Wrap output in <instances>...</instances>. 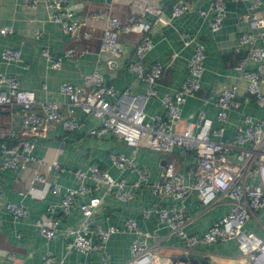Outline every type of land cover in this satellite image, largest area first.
I'll use <instances>...</instances> for the list:
<instances>
[{"label": "built area", "instance_id": "obj_1", "mask_svg": "<svg viewBox=\"0 0 264 264\" xmlns=\"http://www.w3.org/2000/svg\"><path fill=\"white\" fill-rule=\"evenodd\" d=\"M34 7L42 4L48 11V18L58 22L61 29L70 36L80 33L88 36L89 30L84 27L81 19L75 18L65 6L67 0H24ZM208 4L210 15L207 25L211 31L218 28L225 10V0H202ZM260 0H247V6L242 16L247 21L250 30L239 31L237 41L247 46L246 58L252 62L246 66L238 62L237 79L222 84L213 97L215 117L223 120L230 107L238 106L240 102L252 101L256 105L264 104V92L259 87V81L264 72V13L255 7ZM207 8L199 4L193 5L190 0H171L170 15L176 16L182 12L194 9L198 14L205 15ZM148 11L154 19L165 23L168 21L161 14V8L149 0H134L124 20L103 9L91 12L93 18H102L104 24L99 35L98 49L108 52L106 63L111 66L120 54L117 42L119 31H133L136 42L132 58L126 61V67L139 80L146 82L143 91H133L129 87L115 90L106 82L101 73L93 68L84 74L85 86H74L68 81L59 83V90L67 95L65 112L59 109V100L38 99L30 88L22 87L15 74L0 71V111L8 105L15 104L18 110L20 126L32 133L42 123H59L68 132L77 129L79 123L74 114L75 108L90 113L97 119V124L90 126L87 133L101 135L106 131L119 136L129 145L144 142L148 147L160 152L167 151L173 145L182 150H188L193 155L194 167L189 165L193 178L186 182L183 173L174 167L171 160L165 161L160 171L162 179L148 182V172L133 162L132 158L123 152L109 151V160L117 167L128 168L136 172V178L128 183L124 177L112 176L106 169L95 162H89L84 168L75 167L70 170L79 181L74 186L60 185L50 180L46 171L61 170L58 162L44 160L33 154L34 140L30 136L17 137L15 130L8 125V119L0 116V169H23L31 160L36 164L43 163L44 169L36 166L31 169L25 181V187L17 190L21 195L40 196L44 190L59 194L55 202H47L43 211L34 219L38 231L44 238L52 237L60 232L65 240V246L86 252L90 248H101L107 237L122 227L114 223L101 226L90 221V215L100 203V195L96 193L98 182L106 185L119 199L133 196L135 189L148 184L151 194L157 196L170 195L176 202L155 203L143 206L140 213L143 216L154 215L158 222L165 224L169 232L180 239L181 247L186 255L169 258L156 249L154 234L149 229H138L131 216L122 219L124 228L139 232V236L129 242V255L119 264H218L210 261L189 257L193 247L218 239L233 238L237 247V261L223 264H264V232L259 234L244 227L247 219L252 218L264 229V224L256 215V210L264 206V118L240 111L239 117L233 122L230 138H220L222 125L213 126L211 120L200 109L193 117H182L179 113L180 103L185 96L194 94L199 87V77L202 71L204 47L202 42L193 41L192 51L187 59V73L171 92L164 91L159 95L162 112H155L148 118L143 111V104L148 96L156 94L155 79L159 76L162 64L157 61H144L145 51L151 41L147 34L149 20L140 15ZM140 12V13H139ZM7 24L0 26V32H10ZM39 31H34L38 36ZM183 43L189 38L182 40ZM238 50V46L233 47ZM43 56L49 59L50 65L57 67L61 56L73 53L72 47H67L59 54L50 53L45 46L40 48ZM175 52L172 51L171 55ZM0 58L6 61L20 60L19 51L15 47L3 46ZM244 83L239 84V79ZM42 86L44 83L42 82ZM238 96L240 98H238ZM33 104L39 107V112L31 108ZM215 135V136H214ZM9 141V142H7ZM201 168L197 171L195 167ZM90 176L92 184L85 183L82 178ZM17 181L16 175L12 176ZM194 189L198 200L207 205L219 197L228 201L227 210L213 219L206 228L199 232H187L184 229L185 215L182 200ZM87 193L84 200L77 202L80 212L77 223L59 227L60 214H66L77 194ZM6 211L19 218L27 214L28 208L20 200L6 199L3 201ZM151 239L153 241H149ZM188 253V254H187ZM0 254L14 260L11 250L0 249ZM44 264H56L54 256L46 251L43 255ZM101 263L106 264V256L101 255ZM13 264H23L14 261ZM76 264H87L81 258ZM220 264V263H219Z\"/></svg>", "mask_w": 264, "mask_h": 264}, {"label": "crops", "instance_id": "obj_2", "mask_svg": "<svg viewBox=\"0 0 264 264\" xmlns=\"http://www.w3.org/2000/svg\"><path fill=\"white\" fill-rule=\"evenodd\" d=\"M149 1L161 8L162 16L168 21L162 23L154 19L148 11L139 12L150 22L147 34L151 45L145 51L144 61L157 60L162 64L161 72L154 81L156 94L148 96L142 106L145 116L148 118L155 112H162L159 95L164 91H173L184 78L193 41L198 40L204 47L199 87L194 94L185 96L180 103V116L193 117L196 110H202L210 118L213 126L222 125L221 134L216 135L220 138L231 137L233 122L238 119L240 111L264 118V104L259 106L249 101L230 107L225 118L219 120L215 117L213 104V97L220 86L237 79L238 70L235 65L238 62L246 66L252 64L246 58V44L237 41L239 31L250 30L242 16L247 0H225L224 14L218 28L214 31H211L207 25L210 10L207 8L206 1L190 0L193 5L199 4L207 8L205 15L189 9L176 16L170 15L171 0ZM133 3L134 0H67L65 3L67 9L75 18L83 20L84 27L89 30L88 36H82L80 33L70 36L61 29L58 22L48 18V11L42 4L38 3L31 7L24 0H0V26L7 24L11 27L10 32H0V49L3 46L15 47L20 55L18 61H6L0 58V71L15 74L19 84L30 88L38 99L59 100V109L63 113L65 112L63 101L67 100V95L59 90V83L65 80L74 86L84 87L83 76L93 68H96L103 79L111 83L115 90L129 87L133 91H143L146 82L137 79L126 67V61L133 56L136 33L133 31L117 33V42L121 51L115 63L109 66L106 63L108 52L98 49L104 20L90 15L93 10L100 8L124 20ZM255 9L264 13V0H260ZM37 30L39 35L34 36V31ZM185 38H189V41L183 43L182 40ZM43 46L47 47L50 53L59 55L65 48L72 47L73 53L69 56H61L59 65L53 67L49 59L40 52ZM234 46H238V50H234ZM172 51L175 53L171 55ZM238 81L240 85L244 83L241 78ZM259 87L264 92V72L259 81ZM31 108L40 111L36 104H33ZM74 114L79 125L73 132H68L62 129L59 123L53 122L42 123L30 133L20 126L15 104L8 105L2 113L0 112V116L9 120L8 125L15 130L17 137L30 136L34 140L33 154L63 166L61 170L46 171L47 177L58 183L61 188L74 186L79 181V178L68 169L84 168L89 162L97 163L112 176L124 177L126 186L129 187L128 183L136 178V172L115 166L107 156L109 151L123 152L137 165L143 166L148 172V182L162 179L160 171L167 160H171L174 167L183 173L186 182L192 180L193 174L187 170L190 164H194L190 151L173 145L161 155L145 145L143 141L135 146L129 145L110 131L101 135H90L87 129L97 124L95 116L78 108H75ZM35 166L38 169H44L43 163L36 164L32 160L23 169H0V249L11 250L15 254L14 260L0 254V264H13L14 261H20L23 264H44L42 255L46 251L54 256L56 264H76L81 258L85 259L87 264H102V253L106 256V264H119L129 255L130 240L139 236V232L123 227L122 219L127 215L135 220V226L138 229L145 228L153 232L155 249L160 254L169 258L186 255L181 247L180 239L169 232L165 224L158 222L152 214L143 216L140 213V208L143 206L178 201L170 195L151 194L148 184L135 189L130 198L119 199L106 188L105 184L98 182L96 193L100 195V203L90 215V221L97 222L101 226L114 223L122 227L112 232L101 248H90L84 253L73 247L68 248L60 232L52 237L44 238L33 221L43 211L47 202L57 201L59 194L49 190H44L40 196L21 195L17 192L25 187V181ZM195 169L201 170L198 166ZM13 175L18 177L17 181L12 180ZM82 180L87 184L93 183L90 176H84ZM86 196L87 193L77 194L70 210L66 214H60V229L77 223L80 216L77 202L84 200ZM6 199L23 202L28 208L27 214L13 218L3 206V201ZM182 204L185 215L184 229L191 233L206 228L228 207L225 197H219L207 205L202 204L194 189L187 193ZM255 213L264 223V206L259 207ZM244 227L259 234L264 232L253 217L245 221ZM153 240L148 239V242ZM188 256L218 264L235 263L237 247L233 238L218 239L197 244Z\"/></svg>", "mask_w": 264, "mask_h": 264}, {"label": "water", "instance_id": "obj_3", "mask_svg": "<svg viewBox=\"0 0 264 264\" xmlns=\"http://www.w3.org/2000/svg\"><path fill=\"white\" fill-rule=\"evenodd\" d=\"M164 153H165L164 151H160V152H159V154H161V155L164 154Z\"/></svg>", "mask_w": 264, "mask_h": 264}, {"label": "rangeland", "instance_id": "obj_4", "mask_svg": "<svg viewBox=\"0 0 264 264\" xmlns=\"http://www.w3.org/2000/svg\"><path fill=\"white\" fill-rule=\"evenodd\" d=\"M261 220V219H260ZM257 224H258V222L257 221H255ZM261 222H262V220H261ZM263 223V222H262ZM264 224V223H263ZM259 225V224H258Z\"/></svg>", "mask_w": 264, "mask_h": 264}, {"label": "trees", "instance_id": "obj_5", "mask_svg": "<svg viewBox=\"0 0 264 264\" xmlns=\"http://www.w3.org/2000/svg\"><path fill=\"white\" fill-rule=\"evenodd\" d=\"M1 113L3 112V110L2 111H0ZM7 142H9V141H7Z\"/></svg>", "mask_w": 264, "mask_h": 264}]
</instances>
